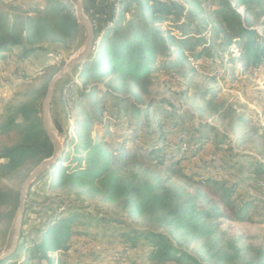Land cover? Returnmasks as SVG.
<instances>
[{
	"label": "rangeland",
	"instance_id": "rangeland-1",
	"mask_svg": "<svg viewBox=\"0 0 264 264\" xmlns=\"http://www.w3.org/2000/svg\"><path fill=\"white\" fill-rule=\"evenodd\" d=\"M58 1L65 3L75 14L77 0H0V15L6 19V27L16 29L23 45L33 50L26 56L22 48L17 53L9 51L0 60V152L4 146L14 144L20 138V132L7 135L1 131V126L9 115L21 104L39 97L42 117L43 102L51 80L82 49L87 40V28L81 22L76 38L69 41L36 33L33 25L37 24L39 17L34 8L43 9ZM176 1L188 4V0ZM123 2L124 0H85L84 11L99 32L105 22L108 25L115 24L113 22L118 19L117 14L120 13ZM144 2L152 4V0ZM202 7L204 13L194 18L199 29L207 26L204 16H209L210 21L213 19L208 0H203ZM136 9L137 5L133 3L123 10L119 31L127 30L122 25L132 17L133 10ZM238 9L242 14L245 13L243 6ZM249 18L258 32L264 35V16L257 19L255 15H249ZM161 26L163 30H171L179 35L172 24L164 22ZM28 38L33 43L28 42ZM213 38L212 43L201 45V42L197 45L198 49H204L198 60H194L189 51H186L187 61L181 60L178 64L174 63H177L175 52L168 56L159 55L157 67L150 75L151 86L147 95L134 84L122 83L113 76L90 81L85 86L80 76L82 66L76 67L57 84L51 106L52 125L65 148L74 151L81 140L78 122L84 115L96 117L93 107L95 100L98 101V106H104L105 124L112 118L110 115L117 111V105L119 108H131L136 104L142 109H149V105L154 102L150 113L160 112L163 129L169 131L165 140L167 153L176 149L175 143L182 141L186 142L182 152L190 154L192 148H200L194 155L188 154L189 159L160 165L153 173V178L158 176L167 180V185L179 188L186 194H194L199 190L202 192L203 182L209 177L218 179L219 183L227 187L236 184L234 198H237L238 204L252 202L249 221L233 222L222 218L219 231L210 240L215 246L211 253L207 247L211 245L210 242L195 240L173 227H160L145 217L133 218L118 203L107 201L103 194L70 186L50 189L48 179L40 181L37 178L32 189H29L28 196L31 195L26 201L23 225L29 235L39 236L41 233H37L35 228L47 224V217H54L55 213L70 209L77 214H84L75 221L68 252L50 251L54 264H154L147 260L144 239H141L139 247L129 248L120 238L114 237L133 227L162 231L176 246L208 262H215V254H233L235 259L227 264H246L255 260L257 252L264 251V178L257 172V162L264 163V63L245 62L240 57L239 45L225 48L219 45L218 38ZM93 85L96 88L92 91V96L72 94L74 88L89 94ZM105 92H114L129 98V101L117 104ZM204 97L210 100L211 106L206 105V101L202 99ZM52 110L59 115H67L68 118L64 120L67 132H58L54 126ZM144 115L145 112L137 118L131 109L128 114L123 113L120 119L113 120L109 125L113 136L111 139L106 137V142L119 146L127 138L126 145L134 149L143 140L144 126H141V122L145 121ZM18 120H21L20 116ZM199 124L208 126L199 127ZM103 129L104 126L95 124L92 136L99 139ZM135 135L138 136L136 141L133 138ZM34 168L30 164L11 178H0V187L7 188L13 194L21 193L27 176ZM210 186L217 188L212 184ZM5 210L3 209L4 212ZM7 210L10 211L11 207ZM17 211L18 207L14 211V217L0 220V253L11 246ZM100 216L105 221H100L97 225L93 221L89 223L88 218L99 219ZM85 229L90 235L83 234L82 230ZM94 234H99L100 238L95 239ZM30 246L29 244L17 251L5 264H46L45 260L28 259L32 255L27 251Z\"/></svg>",
	"mask_w": 264,
	"mask_h": 264
},
{
	"label": "trees",
	"instance_id": "trees-1",
	"mask_svg": "<svg viewBox=\"0 0 264 264\" xmlns=\"http://www.w3.org/2000/svg\"><path fill=\"white\" fill-rule=\"evenodd\" d=\"M208 1L213 19L210 21L209 16L208 18L204 16L203 20L207 21V26L199 29V24L194 18L204 13L203 0H188L187 5L176 0H152L151 5L144 0H124L120 13L117 14L118 19L113 22L115 24L108 25L105 22L100 33L95 28V46L88 60L82 65L80 74L84 85L87 86L90 81L100 80L106 76H113L122 83L134 84L147 95L151 86L150 75L157 67L159 55L168 56L175 52L177 63H174L178 64L181 60L187 61L186 51H189L191 57L198 60L204 49H198L197 45L201 42V45L212 43L214 36L219 39V45L225 48L234 44L239 45L240 57L245 62L264 63V35L258 32L254 22L249 18V15H255L257 19L264 16L263 0ZM133 3H136L137 9L133 10L132 17L122 25L127 30L119 31L123 10ZM64 4L58 1L55 5L43 9L34 8L39 17L37 24L33 25L36 33L57 36L64 41L76 38L80 23L74 11ZM240 6L244 7V14L239 11ZM164 22L172 24L179 35L171 30H163L161 25ZM29 41L33 43L31 38H28ZM23 44L16 29H8L6 19L0 15V60L5 57L2 55L9 51L17 53L22 48L25 56L33 51ZM207 48L211 49L210 46ZM95 88L93 85L89 94L82 89L74 88L72 94L81 97L92 96ZM105 93L114 98L117 104H120V101L124 103L129 101V98L114 92ZM202 99L206 101V105L211 106L210 100H206L205 97ZM153 106L154 102L149 105V109H142L136 104L131 108L129 106L119 108L117 105V111L110 115L112 118L107 120L106 125L103 116L104 106H98V101L95 100L93 107L96 117L84 115L78 122L81 140L74 151L66 149L59 162L45 170L38 179L40 181L48 179L50 189L70 186L87 188L91 192L103 194L107 201L118 203L122 210L133 218L145 217L160 227L176 228L183 235L195 240H204L206 243L216 236L222 218L233 222L249 221V208L252 202L238 204L237 198H234L236 184L227 187L219 183L218 179L209 177L203 182L202 192L199 190L194 194H186L179 188L167 185V180L158 176L153 178V173L160 165L189 159V156L194 155L200 148H192L190 154L182 152L186 143L182 141L175 143L176 149L167 153L168 146L165 140L169 131L163 129L159 118L160 112L150 113ZM40 107L39 97L32 98L15 109L1 126L3 134L10 135L17 131L20 132V138L14 144L2 148L0 178H11L21 173L28 165L36 166L53 155L54 147L44 130ZM131 109L137 118L145 112L143 116L145 121L141 122V126H144L143 140L136 144L134 149L126 145L127 138L119 146L106 142V137L111 139L113 136L109 131L112 121L120 119L123 113L128 114ZM18 116L21 120H18ZM66 117L65 113L59 115L52 110L54 126L58 132H67L64 124ZM95 124L105 127L104 132L100 131L99 139L91 134ZM204 126L208 125L199 124V127ZM137 137V135L133 137L135 141ZM257 166V172L264 178V163L257 162ZM210 184L217 188L211 187ZM19 194V192L13 194L7 188L0 187V220L14 217V211L19 204ZM9 207L10 211L7 210ZM3 209H6L5 212ZM81 216L84 214H77L70 209L55 213L54 217L48 216L47 224L35 228L37 233H41L37 237L29 235L23 225L17 251L30 244L31 246L27 248V251L32 253L29 260H45L46 264H54L50 251L68 252L75 221ZM88 221L89 223L93 221V224L97 225L100 221H105V218L102 216L99 219L88 218ZM82 231L83 234L90 235L86 229ZM94 237L100 238V235L94 234ZM114 237L120 238L129 248L139 247L141 239H144L147 260L154 264H227L236 257L233 254L221 256L215 254L213 255L216 258L215 262L205 261L179 248L166 233L158 230L133 227L128 232L115 234ZM210 244L207 247L212 253L215 246L212 242ZM5 262L6 260L0 264ZM246 264H264V251L257 252L255 260Z\"/></svg>",
	"mask_w": 264,
	"mask_h": 264
},
{
	"label": "water",
	"instance_id": "water-1",
	"mask_svg": "<svg viewBox=\"0 0 264 264\" xmlns=\"http://www.w3.org/2000/svg\"><path fill=\"white\" fill-rule=\"evenodd\" d=\"M84 1L85 0H77V4L75 7V16L79 22L83 23L86 26L87 40L82 49L75 56L71 57L66 62L65 66L53 77L48 86L42 107L43 127L49 140L53 144L54 152L51 157L42 160L35 166V168L27 176L22 186L18 211L16 215L13 240L11 246L0 253V263L11 258L19 248L22 237L23 224L26 212V201L29 189L42 172L47 169H50L53 165L57 164L60 158L65 154V145L57 135L52 125L51 106L57 84L60 82L61 79L70 74L76 67L82 66L88 60L95 46V28L92 25L90 19L85 14Z\"/></svg>",
	"mask_w": 264,
	"mask_h": 264
},
{
	"label": "bare ground",
	"instance_id": "bare-ground-1",
	"mask_svg": "<svg viewBox=\"0 0 264 264\" xmlns=\"http://www.w3.org/2000/svg\"><path fill=\"white\" fill-rule=\"evenodd\" d=\"M127 18H129V15H127ZM210 158V157H209ZM213 158V157H212ZM193 159H195V157L193 158ZM197 159V158H196ZM218 161V160H217Z\"/></svg>",
	"mask_w": 264,
	"mask_h": 264
},
{
	"label": "built area",
	"instance_id": "built-area-1",
	"mask_svg": "<svg viewBox=\"0 0 264 264\" xmlns=\"http://www.w3.org/2000/svg\"><path fill=\"white\" fill-rule=\"evenodd\" d=\"M95 1V0H94ZM97 2H99L100 0H96ZM113 1V0H112ZM129 14H130V11H129Z\"/></svg>",
	"mask_w": 264,
	"mask_h": 264
}]
</instances>
